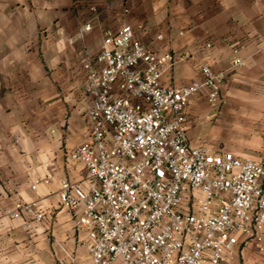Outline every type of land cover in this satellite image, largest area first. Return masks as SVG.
<instances>
[{"label": "crops", "instance_id": "1", "mask_svg": "<svg viewBox=\"0 0 264 264\" xmlns=\"http://www.w3.org/2000/svg\"><path fill=\"white\" fill-rule=\"evenodd\" d=\"M87 24L91 31L78 39ZM125 24L145 45L176 56L167 85L198 81L204 63L225 73L220 104L197 96L186 108L192 145L262 156L264 0H0V264H92L86 233L60 204L59 181L85 173L70 159L89 134L83 54H95L104 33ZM231 43L242 47L244 66L232 67ZM50 173L52 182L31 188ZM21 201L44 219H12ZM238 262L264 264V255L241 245Z\"/></svg>", "mask_w": 264, "mask_h": 264}, {"label": "built area", "instance_id": "2", "mask_svg": "<svg viewBox=\"0 0 264 264\" xmlns=\"http://www.w3.org/2000/svg\"><path fill=\"white\" fill-rule=\"evenodd\" d=\"M91 29L78 28V39ZM229 49L232 67L244 66L242 47ZM83 55L89 134L70 159L85 173L61 179L58 197L86 233L91 263L238 264L241 245L264 255V152L213 154L188 140L186 108L197 96L220 104L225 73L204 63L198 81L165 84L178 59L145 45L131 24L106 31L99 50ZM24 215L44 219L21 201L10 216Z\"/></svg>", "mask_w": 264, "mask_h": 264}, {"label": "rangeland", "instance_id": "3", "mask_svg": "<svg viewBox=\"0 0 264 264\" xmlns=\"http://www.w3.org/2000/svg\"><path fill=\"white\" fill-rule=\"evenodd\" d=\"M211 107H213V106H211ZM235 120H237V119H235ZM243 122H244V125H246V126H249L248 124H250L249 120H248V121H243ZM233 142H234V143H238L239 141H238V140H234ZM251 142H252V143H253V142L257 143L256 140H252ZM222 147H224V144H222Z\"/></svg>", "mask_w": 264, "mask_h": 264}]
</instances>
